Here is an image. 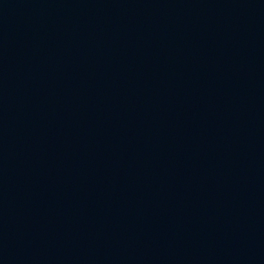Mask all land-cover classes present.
I'll return each instance as SVG.
<instances>
[{"label": "water", "instance_id": "obj_1", "mask_svg": "<svg viewBox=\"0 0 264 264\" xmlns=\"http://www.w3.org/2000/svg\"><path fill=\"white\" fill-rule=\"evenodd\" d=\"M0 264H264V0H0Z\"/></svg>", "mask_w": 264, "mask_h": 264}]
</instances>
